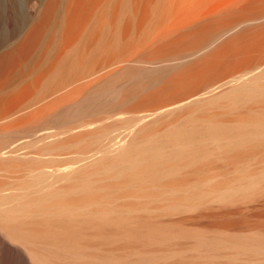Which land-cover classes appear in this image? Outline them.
<instances>
[{"label":"bare ground","instance_id":"1","mask_svg":"<svg viewBox=\"0 0 264 264\" xmlns=\"http://www.w3.org/2000/svg\"><path fill=\"white\" fill-rule=\"evenodd\" d=\"M0 8V264L255 262L160 217L264 177V0Z\"/></svg>","mask_w":264,"mask_h":264},{"label":"rangeland","instance_id":"2","mask_svg":"<svg viewBox=\"0 0 264 264\" xmlns=\"http://www.w3.org/2000/svg\"><path fill=\"white\" fill-rule=\"evenodd\" d=\"M2 1H4V0H0V2H2ZM18 1H20V0H18ZM0 12H2L1 8H0ZM17 12L19 13V15L23 16L28 12V7L27 6H19V8L17 9ZM210 207H212V209ZM210 207L204 208V209H203V207H198V211H201V212L199 213L196 210V213L198 212L199 215L198 214L195 215L196 214V213H194L195 210L194 211L193 210L192 211H176V212L173 211L174 212L173 214H171L172 211L171 212L169 211L170 212L169 214L163 213L162 215H164V216L161 215V217H160V215H159V217L165 221H167L168 218H169V220L170 219L171 220L176 219L177 221L180 220V218H184L185 220L188 219L186 222L184 219H183L184 222H182V219H181L180 222H182V223H180V227H182L181 224L188 223V221H189V223L190 222H192V223L196 222L195 225H197L199 222V225H198L199 230L197 228H196L197 231L195 229H192V228H191L192 230H190L192 232H193V230L196 231L198 233V234H196V236L194 233L190 232L189 230H185L184 227H182L183 230L180 228L177 230V231L181 230V231H179L180 233L177 232V234H176V233L172 232V233H174L172 235H174V236L177 235L176 238L180 239L181 237H183V239L189 240V239H193L195 236L196 239H198V238L202 239L204 237V238H206L205 240L211 239L214 242H216L215 241L216 239H221L222 240V241H220L221 243L217 242V244H215V246H213L214 247L213 251H215V252L217 251L220 253L225 252L226 254L229 253L230 255H241V257L245 256L246 258H250V257L252 258V256H253V258L256 257L255 262H254V260H252L253 262L249 261L250 263L257 264L256 259H258V264H264V263H262V262H264V257H263L264 256V215H261V213L262 214L264 213V177L259 178V179H253L252 185L242 188L237 193V195L230 196L228 201L226 202V204L221 205V204H218L217 202H213L210 205ZM234 208L238 212L237 211L235 212ZM232 209L234 212L232 211ZM212 210H215V211H212ZM156 211L163 212L162 210H156ZM158 212L155 214L158 215L161 213V212L160 213H158ZM192 212L194 213V215H192ZM203 212H205L206 214ZM210 212L211 213L214 212L213 214H215V213L216 214L211 215ZM239 212H241V213H239ZM202 214H203V216H202ZM207 214H209V216H206ZM157 215L154 217V219L157 217ZM194 216L196 218H194ZM159 217H157L156 219H158ZM162 217H164V218H162ZM193 218L196 220H194ZM197 220H198V222H197ZM200 222L207 225V226L205 225L206 227L203 225L206 228V231H205L204 227H202V223L200 226ZM219 224L223 225V227H220ZM226 225H228V226H226ZM250 225L252 226V227H250L251 229L254 226V229H252L253 230L252 233L249 232L250 228L248 226H250ZM183 226H186V229H189L188 225H183ZM198 226H196V227H198ZM210 226L211 227L215 226V229L210 228ZM229 226L231 227L230 229H229ZM200 227H202V229ZM216 227L217 228L220 227L221 230H224L222 228H226V227H228V228L225 229V232L221 231L222 232L221 233L220 230H218L219 228L217 229ZM233 227L240 229V230H244V232H245V229H247L248 234H247V231L245 232L246 234H244L243 231H241V232H243V234H240L239 233L240 230L237 233H234V231H237V230L235 229L234 231H232ZM256 227L261 228V229L257 230ZM226 230H229V232H227ZM254 230H255V232H254ZM185 231H186V233H185ZM189 233H191V235ZM166 235H165L166 237H168V236L170 238L174 237L169 232ZM187 237H189V239ZM230 238H233V239H230ZM183 239H181V240H183ZM223 239H225L226 241L224 240L225 241L224 242ZM227 240L230 242L231 241L233 242V243L231 242V246H230V242H228ZM217 241H219V240H217ZM222 242H224V243H222ZM219 243H220V246L218 245ZM221 244H223V245H221ZM228 244H229V246H228ZM221 246H222V248L220 249ZM217 248H218V250H216ZM231 252H232V254H231ZM249 254L252 256H250ZM259 255H261V256H259ZM249 262H247V263L250 264Z\"/></svg>","mask_w":264,"mask_h":264}]
</instances>
